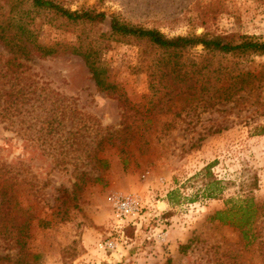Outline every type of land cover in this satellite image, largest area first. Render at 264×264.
Instances as JSON below:
<instances>
[{
	"label": "rangeland",
	"instance_id": "374dc122",
	"mask_svg": "<svg viewBox=\"0 0 264 264\" xmlns=\"http://www.w3.org/2000/svg\"><path fill=\"white\" fill-rule=\"evenodd\" d=\"M61 1L70 10L90 9L106 18L96 24H67L37 17L39 42L57 44L59 53L33 56L26 75L35 82L37 94L39 89H44L41 96L53 91L77 113L110 131L121 122V103L98 91L84 60L70 48L81 43L94 48L106 81L131 104H144L149 79L140 60L141 48L135 39L110 36L112 15L168 37L211 31L243 33L264 41V0ZM208 10L220 14L206 23L197 19ZM7 56L0 43V61ZM263 64L264 57H255L240 68L253 70ZM247 104L181 110L187 103L179 102L172 113L136 115L141 130L149 131V151H135L123 164L118 149L107 147L102 156L109 168L102 181L86 182L76 191L77 175L91 168L77 159L82 153L75 146L63 142L70 119L45 143L38 139L40 122H35L37 116L42 120L46 115L43 105L26 106L12 124L0 119L1 173L16 182L22 205L33 217L28 248L37 256L34 264H261L256 243L245 246L236 227L209 218L246 198L264 202V109L259 103ZM208 165L211 176L202 171ZM212 176L219 190L206 191ZM254 180L257 185L252 187ZM172 191L176 193L169 198ZM129 194L142 198V211L121 234L113 231L112 201ZM252 226L264 239V211ZM106 240H114L117 248L102 247ZM184 245L188 247L181 249ZM6 253L14 256L15 251L0 246V255Z\"/></svg>",
	"mask_w": 264,
	"mask_h": 264
},
{
	"label": "trees",
	"instance_id": "16d2710c",
	"mask_svg": "<svg viewBox=\"0 0 264 264\" xmlns=\"http://www.w3.org/2000/svg\"><path fill=\"white\" fill-rule=\"evenodd\" d=\"M217 14H220L218 10L201 11L197 19L206 23ZM40 16L49 18L47 23L61 20L67 24H96L103 22L106 15L90 9L70 10L61 0H0V43L8 53L0 61V119L12 124V119L21 115L26 106L36 109L43 105L46 115L42 120L37 116L35 122H40L38 139L44 143L48 137L59 134L64 122L70 119L68 137L63 142L69 148L75 146L74 150L82 153L77 159L91 168L77 175L75 191L86 182L102 181V175L109 168L108 160L102 156L107 147L118 149L123 164L130 161L129 156L135 151L139 154L149 151V131L141 130L136 115L172 113L179 102L187 103L181 110L219 109L230 104L246 106L248 102L259 103L264 109V64L253 70L240 68L255 57H264V41L243 33L211 31L168 37L155 28L131 25L112 15L110 36L135 39L141 48L140 60L149 79V94L144 97V104H131L115 85L106 81V70L96 61L94 48L82 43L71 47L70 52L81 56L89 68L98 91L113 95L121 103L119 127L112 131L103 129L96 120L62 102L53 91L41 96L40 91L44 89H39L37 94L35 82L26 75L30 70L27 63L33 56L43 58L59 53L57 44L39 42L40 24L35 19ZM197 47H201L200 52L195 51ZM36 102L39 106H35ZM45 102L49 103L48 108L44 107ZM56 141L60 142L59 138ZM210 168L211 165L203 168V173L211 176ZM92 170H97L95 176ZM217 184L212 176L205 190H219ZM256 185L254 180L251 186ZM210 192L207 196H211ZM175 193L169 192L168 197L172 198ZM263 211L264 202L255 203L252 198H246L240 205L216 211L209 218L236 227L245 246L256 243L257 254L264 264V239L252 226ZM32 219L29 209L22 205L16 182L5 178L0 168V246L6 251H15L14 256L0 255V264L35 263L37 256L28 248ZM128 226L131 225L124 229ZM187 247L184 245L181 249Z\"/></svg>",
	"mask_w": 264,
	"mask_h": 264
},
{
	"label": "built area",
	"instance_id": "2783aa9c",
	"mask_svg": "<svg viewBox=\"0 0 264 264\" xmlns=\"http://www.w3.org/2000/svg\"><path fill=\"white\" fill-rule=\"evenodd\" d=\"M141 211L142 198L139 195L116 196L112 201L113 231L123 234L127 225H134L133 220ZM101 246L113 251L117 248V243L114 240H106Z\"/></svg>",
	"mask_w": 264,
	"mask_h": 264
}]
</instances>
